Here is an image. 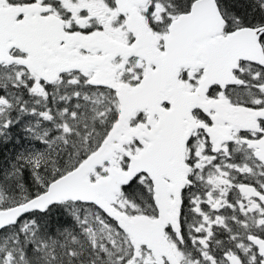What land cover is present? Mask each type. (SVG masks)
Here are the masks:
<instances>
[{"label":"snow or ice","instance_id":"obj_1","mask_svg":"<svg viewBox=\"0 0 264 264\" xmlns=\"http://www.w3.org/2000/svg\"><path fill=\"white\" fill-rule=\"evenodd\" d=\"M0 264H264V0H0Z\"/></svg>","mask_w":264,"mask_h":264}]
</instances>
